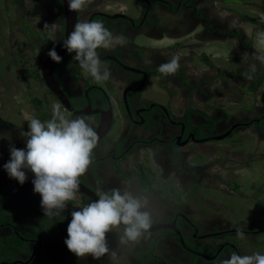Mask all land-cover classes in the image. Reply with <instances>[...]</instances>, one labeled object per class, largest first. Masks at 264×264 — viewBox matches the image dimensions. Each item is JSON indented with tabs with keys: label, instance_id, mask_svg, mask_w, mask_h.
<instances>
[{
	"label": "flooded vegetation",
	"instance_id": "flooded-vegetation-1",
	"mask_svg": "<svg viewBox=\"0 0 264 264\" xmlns=\"http://www.w3.org/2000/svg\"><path fill=\"white\" fill-rule=\"evenodd\" d=\"M38 1L51 5L48 24L58 23L59 31L53 34L47 28L48 36L40 39L35 32L28 36L23 20L10 22L7 27L8 30L13 28L12 36L24 38L28 47L30 43H35L38 47L41 43L45 45L42 56L32 52L33 73L39 74V61L47 57L53 47L57 51L64 38V26L60 0H34L35 5ZM214 1L187 0L183 2L182 7L176 6V9H172L171 2L158 0L148 9L138 7L139 14L132 17L130 10L123 12L110 4L118 6L120 3L131 2L136 8V0H89L87 6L76 12L74 24L99 20L114 35H124L128 38L125 46L97 49L101 61L108 65L111 71V77L106 82L94 81L80 67L74 58L75 53H68L66 49L62 61L53 66L52 78L73 110H65L72 119L83 117L93 128L101 119L105 121L106 113L108 120L110 119L109 131L98 140L93 150L92 164L88 169L89 173L87 172L89 178L80 177V181L85 182V187L97 198L98 189L109 191L113 188L127 189L136 196L145 197L146 210L150 211L152 216L151 227L155 226L157 229L147 231L138 242L128 244L120 243L122 228L114 229L107 233L109 254L98 260L90 254L77 257L68 250L64 242L67 237L55 236L56 231L53 230L48 216L43 215L41 196L33 191L34 174L26 170L27 179L21 185L17 180L10 178L7 171L0 166V192H3L6 198L4 202L0 194V228L7 226L6 230L0 231V235L7 234L9 238L0 241V264H219L220 260L227 258L232 252L239 255L255 252L264 254V212L260 215L255 212L256 215L246 220L247 224H241V220H231L230 214L233 213L225 209V202L219 211V198L214 199L196 191L197 187L219 191L220 186L221 192V189L226 190L228 186L231 189L226 190L227 192L233 194L235 190L238 192V198L246 199L247 195L241 192L240 185L232 188L229 185L230 180L223 182L218 176L219 173L217 175L210 171L213 164L211 160L218 161L219 156L210 155L207 162H186V158L192 157L193 153L202 149L195 150L194 145H211L212 141L217 144L238 131L247 132L252 137L264 135V88L261 87L264 83V64L254 59L258 52L252 46V28L250 30L247 27L252 24L249 20L251 16L239 14L234 8L223 10V14L214 12ZM22 2L23 0H7L6 3L9 7L18 9ZM100 2H107L105 4L109 8L107 9L105 4V8H101ZM195 2L199 11L193 5ZM157 14H160V17ZM261 14L264 15L263 9ZM164 16H168L169 21L165 22L162 19ZM253 18L257 20L254 15ZM188 22L189 27L182 29V24ZM170 26V35L164 36L159 31L157 37L148 36L146 41H136V37L142 31L144 33L143 29L149 28L151 32V27L166 30ZM189 33L190 37L198 38L204 44L212 38L221 43H229L228 49L223 48L227 53L223 58L229 68L228 73L226 68L216 66L214 72L202 68L198 74L194 70L193 74H189L187 70L196 67L185 64L188 60L183 54L178 55L180 67L176 73L165 76L157 70L160 64L177 56L174 53L178 54V51L186 46L198 45L202 48L197 41L182 43L184 36ZM164 37H168L169 41L176 45L175 48L170 51L168 47L153 48L159 41L151 39L162 40ZM229 50L237 52L239 57L230 58ZM201 54L208 53L200 52ZM207 56L210 58L217 54ZM236 64H239L237 68ZM252 64L256 65V71L251 74L252 78L248 79L245 74L249 73ZM204 67L213 68V65L206 64ZM238 69L242 71L237 75ZM221 72L227 74V78L220 75ZM254 81L257 85L252 88L250 85ZM39 82L47 93L53 95L41 80ZM153 87L168 94L169 100L166 104L144 96L146 89ZM244 96L255 99V102L250 101L241 107L238 106L242 112L235 114L225 113L222 104L218 103L221 98L234 105L241 101H237V97L239 100ZM257 99L261 102L258 103ZM173 108L178 112H173ZM204 109L209 112H204ZM13 124L0 118V164L5 158L9 161L10 146L26 148V138L21 133L29 129L24 125ZM110 131H114V136L108 139L107 134ZM227 131L229 132L224 135ZM1 133L8 134L9 137ZM219 135L223 137L214 138ZM145 159L154 165V171L149 172L151 178L154 179L153 175H157L162 181L168 178L170 190L174 184L181 192V200H173L177 201L176 203L164 201L149 192L145 186L133 183L125 169L118 172L113 167L126 163L130 169H139ZM94 170L97 171V176L94 175ZM12 195L15 202L9 204L7 202ZM77 197L81 199L82 206L93 200L90 197H82L80 193H77ZM12 210L17 214L14 215L13 222L19 219V212H24L20 217L21 225L18 226L19 220L18 223L9 221ZM69 210L67 205L64 211ZM43 216V224L39 223L36 228L29 226L31 221L38 222ZM49 218L55 223L58 222L54 217ZM237 229L244 232V238L237 236ZM260 237L263 240L258 239ZM14 238L16 240H13ZM2 253H9L10 257L1 258Z\"/></svg>",
	"mask_w": 264,
	"mask_h": 264
},
{
	"label": "rangeland",
	"instance_id": "rangeland-1",
	"mask_svg": "<svg viewBox=\"0 0 264 264\" xmlns=\"http://www.w3.org/2000/svg\"><path fill=\"white\" fill-rule=\"evenodd\" d=\"M226 1L231 2L228 3L225 2V0H215L212 4L214 12L223 14V10H231V8H234V10L239 14H246L251 17H253L254 15L255 18H257L255 24L252 23L251 26L247 27H249L250 30L252 28V46L256 50H258V37L261 33H264V15L261 14V6L263 5L264 0ZM6 2L4 0H0V118L5 121L14 123L13 125L15 126L24 125L28 128V120H30L31 118H39L41 121H47L48 119H50L52 115V105L59 102L53 95L45 91L43 86L40 85L37 75L33 74V63L31 58L32 52L38 53V50H40L39 53L43 52V47L45 45L41 43L38 47L35 46V43H31V46L28 47L25 39H23L22 37H17V35H11L13 28H10V30H8L7 24L10 22H20L23 20L25 21L24 28L28 31L29 37L30 34L33 35L35 32L38 38H46L48 34L46 33L47 28H44V25L49 23V8L52 7L47 2L41 4L38 1L35 5L34 0H23L18 9H13L9 7ZM105 3L107 2H100V7L105 8L106 6V8L108 9L109 7ZM137 4L138 3L136 2V8L131 2L120 3L118 6L116 4L110 5L113 8H120L123 12L130 10L129 12L131 16H137L139 14L137 10ZM85 6H87V4ZM157 15L160 17V14ZM136 19L138 20L139 18ZM162 19L165 20V22L169 21L168 16H164L162 17ZM189 23L190 22L182 24V29L189 27L187 25ZM151 28L153 29V31L151 32L149 28L143 29L145 30L144 33H142V31L136 37V41H146L148 36L157 37L156 34L159 31H161L164 36L170 35L172 33L171 26L167 27L166 30H160L156 27ZM190 34L191 33L184 36L185 39L182 41V43H194L197 41L198 44H200L199 46H202V48L200 49L198 45L192 47L186 46L184 47V49L178 51V54L174 53V55L177 56L183 54L184 56H186L185 59L188 60L187 62H185V64H187L189 67H192L191 65L196 67L194 69L187 70L189 74H193L194 71L198 74L199 70H201L202 68H205V70L208 72H214L216 66L221 68L228 67L227 64L224 63L225 58H223V56L227 53L223 48L228 49L229 43H221L219 40L212 38L208 43L204 44V42H201L198 38L193 39L192 37H190ZM11 40H13V42ZM151 40L155 42L159 41V43L156 44L157 46L153 47L157 49L161 47H168L170 51L176 46L169 41L168 37H164L162 38V40H158L156 38H153ZM200 52L217 54V56H211L210 58L208 57V60H211L210 62L213 64V68L204 67L205 64H202L201 61L198 60ZM228 56L232 59H236V56L239 57V54L237 52H231L229 50ZM238 65L239 64H236L235 68H237ZM228 70L229 69L226 68V73H228ZM220 75L227 78V74L223 72H221ZM217 79L219 80L220 78L217 77ZM261 87L264 88V83H262ZM144 96L152 98L153 100L161 104H166L169 100V96L166 92L155 89V87L146 89V93ZM236 100L241 101L237 104L231 105L226 99L220 98L218 99V103L222 104V110L224 109L223 111L225 113L235 114V112H242L240 111V109H238V106L241 107L250 101L255 102V99L249 98L247 96H244L239 100L237 97ZM257 102L260 103L261 100L257 99ZM176 103L178 104V101H176ZM62 110L65 111L63 107ZM173 112L177 113L178 111L177 109L173 108ZM204 112L208 113L209 111L207 109H204ZM65 113L69 116L66 111ZM69 118L71 117L69 116ZM1 134L3 136L9 137L8 134ZM113 136L114 131L110 133L107 138L109 139ZM210 144L211 145H208L207 143L205 145H194L195 150L200 148L202 149L198 153H193L192 157L189 156L188 158H186V162H207L209 160L208 156H219L218 161H215V159L211 160L213 164L211 165L210 171H213L217 175L219 173L218 176L222 178L223 182H227L228 180H230L231 182H229V185L232 188L240 185L239 188L242 189L241 192H244L247 196L246 199L238 198V192H236L235 190L233 194L226 191H229V189H231L228 186L225 188L226 190L221 189V192L220 186H218L219 191H213L206 187H197L196 191L207 196L214 197V199L219 198V211H221L220 208L225 202V209L233 213L230 214L231 220L236 222L242 220V222H240L241 224H247V221L251 219L250 217L252 215H256L255 212H257L258 215L264 212V135H254V137H252L247 132L238 131L232 136L220 140L217 144L215 141H212ZM7 162L8 160L6 158L3 159L0 166L3 167V165ZM145 162L146 165L144 163L139 165V169L137 167L136 169H130L128 168V166H126V163H121L120 166L113 167L118 172L125 169L126 174H129L128 176L133 183L138 186H145L149 192H152L159 198L164 199V201H172V203H176L177 201L173 200H181V192L177 187L175 188L174 184L171 185L170 190V184L167 181L168 178H165L164 181H162L160 178H157V175H153L154 179L151 178L149 172L154 171V165L151 164L148 160L146 161V159ZM87 172L82 176V178H89ZM93 172L94 175L97 176V172ZM0 194L2 195L1 199L5 202L6 198L3 192H0ZM78 201L79 199L76 196L75 200L69 201V203H67L74 206V204L78 203ZM14 202V196L12 195L11 198L8 199L7 203L12 204ZM14 215L17 214H15V212L12 210V216L9 218V221H11V223H15L19 220L18 226L21 225L22 219H17L15 222H13ZM32 223H34V221H31V225H29L30 227L36 228L38 226V223L36 221L33 225ZM6 227V225H3L0 228V231L6 230ZM62 236L67 237V235ZM4 238L5 240L9 239L7 234L0 235V241H4ZM263 238L260 237L258 239L263 240ZM17 239L21 240V238L18 237ZM9 257V253H2L1 255V258Z\"/></svg>",
	"mask_w": 264,
	"mask_h": 264
},
{
	"label": "clouds",
	"instance_id": "clouds-1",
	"mask_svg": "<svg viewBox=\"0 0 264 264\" xmlns=\"http://www.w3.org/2000/svg\"><path fill=\"white\" fill-rule=\"evenodd\" d=\"M88 2L89 0H68V7L69 10L79 12ZM44 28H49L55 34L60 30V25L45 24ZM257 42L258 54L254 59L264 64V33L259 35ZM127 43L126 36L114 35L102 21L93 20L76 22L73 30L63 40V47L68 53H75L74 58L80 67L94 81L102 83L110 79L111 71L109 66L101 61L97 49H111L125 46ZM29 45L31 46V43ZM39 51L36 54L42 56ZM47 55L56 63L63 59L55 47L49 50ZM179 61V56H173L171 60L160 64L157 70L165 76L174 74L180 67ZM255 71L256 65L252 64L249 73L245 75L251 79V74ZM37 77L40 81V73ZM28 129L27 132L21 133L26 138V148L10 146V159L3 167L9 177L21 185L27 179L26 170L31 171L34 174L33 191L41 196L44 215L55 217L66 209L69 201L76 199L77 193L87 197L78 192L80 177L92 164V153L99 140L98 133L85 118H69L59 103L52 105V115L47 121L35 117L28 120ZM110 133L112 131L107 137ZM143 163L146 165L145 160L141 162ZM97 196V200L83 206L81 199L74 206L69 205L73 211L64 242L68 250L77 257L90 254L98 260L109 254L107 233L114 229L122 228L120 243L128 244L138 242L152 226V216L150 211L146 210L145 197L136 196L131 191L120 188L109 191L98 189ZM244 235L242 230L237 229L239 238H244ZM219 264H264V254L255 252L239 255L232 252L227 258L220 260Z\"/></svg>",
	"mask_w": 264,
	"mask_h": 264
},
{
	"label": "water",
	"instance_id": "water-1",
	"mask_svg": "<svg viewBox=\"0 0 264 264\" xmlns=\"http://www.w3.org/2000/svg\"><path fill=\"white\" fill-rule=\"evenodd\" d=\"M61 7H62V13H63V26H64V33H63V40L67 38L68 33L72 31L74 21H75V11L69 10L68 7V0H60ZM263 12H264V5H263ZM63 40L61 44L59 45L57 49V53L62 57L63 53L65 51V48L63 47ZM56 64L49 56L45 57L40 65V77L43 82V84L47 87V89L53 94V96L57 99V101L64 107V109L67 112H73L71 107L69 106L64 94L62 91L58 88V86L55 84L53 78H52V69L53 66ZM84 113V112H83ZM110 127V119L108 120V114L106 113L105 121L101 119L99 123L94 128L97 133L99 139L104 136V134L108 131ZM233 126L230 127L232 129ZM229 131H227L225 134H227ZM223 135L215 136V139H221ZM199 141V140H197ZM78 192H81L85 194L87 197H90L93 200H97L98 198L92 194L88 188H86L81 182H80V189ZM157 227L153 226L148 231L155 230Z\"/></svg>",
	"mask_w": 264,
	"mask_h": 264
},
{
	"label": "trees",
	"instance_id": "trees-1",
	"mask_svg": "<svg viewBox=\"0 0 264 264\" xmlns=\"http://www.w3.org/2000/svg\"><path fill=\"white\" fill-rule=\"evenodd\" d=\"M156 1H158V0H136V2L138 3V4H140L144 9H148V8H150L151 7V5L153 4V3H155ZM168 2L167 3H172V9H176V6H177V8H179V7H182L183 6V2L184 1H187V0H167ZM190 2V1H189ZM225 2H228V1H226L225 0ZM194 4V7H195V9L197 10V11H199L197 8V2H195V3H193ZM263 4H264V1H263ZM261 8L263 9V5L261 6ZM243 17H246L247 18V16H243ZM249 20H250V22L251 23H253V24H255V22H256V20L253 18V17H249ZM31 31V30H30ZM38 60H40V58H38ZM198 60L199 61H201L203 64H209V65H213V64H211L210 62H209V60H208V56L207 55H205V54H201V55H199V58H198ZM227 69H229L228 67H226ZM241 69H238L237 71H236V74L238 75V74H240L241 73ZM34 75H36L37 73H33ZM256 82L254 81L250 86L252 87V88H255L256 87ZM94 171H96V170H94ZM97 172V171H96ZM81 182V181H80ZM84 186L86 185V183L85 182H81ZM24 207H23V205H22V209H23ZM18 210H19V207H18ZM73 210H71V211H63V212H61V214L60 215H58V216H55L54 217V219H56V220H58V222L57 223H55V222H53L49 217H48V219H49V221H50V223L52 224V228H53V230L54 231H56V233L54 234L55 236H62V235H68L67 234V226H68V224H69V222H70V220H71V212H72ZM24 212H19L18 213V218L19 219H21L20 217H21V215L23 214ZM44 215V214H43ZM45 216V215H44ZM42 217L37 223L39 224H43L44 223V221H45V217ZM47 219V220H48ZM17 220V219H16ZM242 221V220H241ZM17 223H18V221H17ZM13 240H15V239H13Z\"/></svg>",
	"mask_w": 264,
	"mask_h": 264
}]
</instances>
